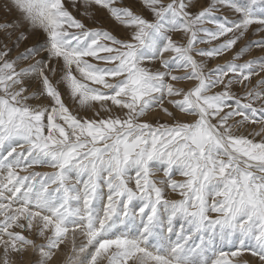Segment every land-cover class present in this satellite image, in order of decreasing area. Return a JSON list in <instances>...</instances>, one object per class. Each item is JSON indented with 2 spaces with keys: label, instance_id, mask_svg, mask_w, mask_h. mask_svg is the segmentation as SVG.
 I'll use <instances>...</instances> for the list:
<instances>
[{
  "label": "rangeland",
  "instance_id": "rangeland-1",
  "mask_svg": "<svg viewBox=\"0 0 264 264\" xmlns=\"http://www.w3.org/2000/svg\"><path fill=\"white\" fill-rule=\"evenodd\" d=\"M175 259L264 264V0H0V264Z\"/></svg>",
  "mask_w": 264,
  "mask_h": 264
},
{
  "label": "bare ground",
  "instance_id": "bare-ground-1",
  "mask_svg": "<svg viewBox=\"0 0 264 264\" xmlns=\"http://www.w3.org/2000/svg\"><path fill=\"white\" fill-rule=\"evenodd\" d=\"M119 217H120V216H119ZM167 218H168V217H167ZM167 218H166V219H167ZM161 219H162V218H161ZM164 219H165V218H164ZM168 219H169V218H168ZM162 221H164V220L162 219ZM162 221H160V223H162ZM141 222H143V221H141ZM166 222H167V221H166ZM168 222H170V221L168 220ZM168 222H167V223H168ZM126 223H127V222H126ZM139 223H140V221H139ZM156 223H157V222H156ZM170 223H171V222H170ZM158 224H159V223H158ZM158 224H157L156 226H159ZM171 224H172V223H171ZM119 225H120V224H119ZM140 225H141V224H140ZM166 225H167V224H166ZM145 226H146V224H145ZM138 227H140V226H138ZM138 227H137V228H138ZM142 227H144V225H143V226L141 225V228H142ZM167 227H169V226H167ZM153 228H154V227H153ZM180 228H181V227H180ZM180 228H179V229H180ZM154 229H157V228H154ZM182 229H183V228H182ZM182 229H181V230H182ZM138 230H141V229H138ZM145 230H146V228H145L143 231H142V230H141V231L144 232ZM126 231H127V230H126ZM84 232H85V231H84ZM84 232H83V233H84ZM148 232H150V230H148ZM148 232L146 233V235L148 234ZM87 233H88V232H87ZM123 233H124V232H123ZM126 233H127V232H126ZM135 233H136V232H134V234H135ZM144 233H145V232H144ZM182 233H183V232H181V234H182ZM128 234H129V231H128ZM130 234H131V232H130ZM134 234H132V235H134ZM139 234H140V231H139ZM139 234H137V235H139ZM153 234H154V232H153ZM156 234H157V233H156ZM82 235H83V234H82ZM121 235H122V233H121ZM126 235H127V234H126ZM132 235H131V236H132ZM141 235H142V237H144V236H143V233H141ZM141 235H140V236H141ZM148 235H150V234H148ZM159 235H160V234H159ZM174 235H175V234H174ZM178 235H180V234H178ZM178 235L176 234L177 237H179ZM124 236H125V233L123 234V237H124ZM127 236H128V235H127ZM134 236H135V235H134ZM154 236H155V235H154ZM156 236H157V235H156ZM161 236H162V234H161ZM161 236H160V237H161ZM81 237H82V236H81ZM106 237H107V236H106ZM132 237H133V236H132ZM132 237H131V238H132ZM82 238H83V237H82ZM115 238H117V237H115ZM133 238H134V237H133ZM135 238L138 239V237H136V236H135ZM146 238H147V237H146ZM149 238H150V237H148V239H149ZM162 238H164V237H161V239H162ZM79 239H81V238H80V234H79ZM111 239H113V238L111 237ZM127 239H128L127 241H129L130 238L128 237ZM140 239H141V238H140ZM143 239H144V238H143ZM151 239H152V238H151ZM175 239H176V238H175ZM183 239H184V238H183ZM187 239H188V238L186 237V240H187ZM82 240H83V239H82ZM119 240H121V238H119ZM144 240H145V239H144ZM152 240H153V239H152ZM190 240H191V239H190ZM104 241H105V240H104ZM113 241H115V240H113ZM122 241H123V240H122ZM130 241H131V240H130ZM132 241H133V240H132ZM132 241H131V242H132ZM136 241L138 242V243H136V244L139 246V245H140V241H139V240H136ZM136 241H135V242H136ZM194 241H195V240H194ZM116 242H119V241L116 240ZM120 242H121V241H120ZM125 242H126V241H125ZM133 242H134V241H133ZM141 242H143L142 239H141ZM163 242H164V241H163ZM178 242H180V240H179ZM200 242H201V240H200L199 242L197 241V243H199V244H200ZM143 243H144V242H143ZM143 243H142V244H143ZM146 243H148V241H147ZM161 243H162V241L159 239V237H157V239L154 240L153 244L150 243L151 246L147 247V246L149 245V244H147V246H146V247H147V251H149V249H150L149 253H151V252H152V253H155V252L157 251V250L155 249V247H156V246H158V248L162 247L161 245H162L163 243H162V244H161ZM166 243H167V242H166ZM170 243H171V242H170ZM175 243H177V242H175ZM189 243H190V242H189ZM205 243H206V242H205ZM207 243H208V242H207ZM134 244H135V243H134ZM144 244H145V243H144ZM171 244H172V243H171ZM178 244L181 245L182 243H178ZM183 244H184V243H183ZM193 244H194V243H193ZM203 244H204V243H203ZM208 244H209V243H208ZM82 245H83V244H82ZM137 245H135V246H137ZM145 245H146V244H145ZM204 245H205V244H204ZM206 245H207V244H206ZM80 246H81V245H80ZM96 246H97V245H96ZM135 246H134V247H135ZM142 246H144V245H142ZM159 246H160V247H159ZM173 246L176 247L177 245H173ZM184 246H185V244H184ZM202 246H203V245H202ZM207 246H208V245H207ZM83 247H84V245H83ZM139 247H140V246H139ZM144 247H145V246H144ZM144 247H143V249H144ZM163 247H165V246H163ZM167 247H168V246H166V248H167ZM175 247H173V248H175ZM205 247H206V246H205ZM210 247H211V246H210ZM148 248H149V249H148ZM156 248H157V247H156ZM158 248H157V249H158ZM170 248H171V247H170ZM180 248H182V246H181ZM195 248H196V247H195ZM203 248H204V246H203ZM211 248H212V247H211ZM94 249H95V248H94ZM137 249H138V248H137ZM137 249H136V250H137ZM175 249H177V248H175ZM178 249H179V248H178ZM178 249H177V250H178ZM193 249H194V248H193ZM204 249H205V248H204ZM206 249H207V248H206ZM139 250H140V249H139ZM164 250H165V249H164ZM196 250H197V249H196ZM211 250H213V248H212ZM239 250H240V249H239ZM90 251H91V250H90ZM162 251H163V249H162ZM170 251H172V249H171ZM190 251H192V250H190ZM190 251H188L187 249H186V251H185V249H184V253H185V252H186V253H187V252L190 253ZM198 251H199V250H198ZM200 251H201V250H200ZM29 252H30V251H29ZM167 252H168V250H167ZM178 252H179V251H178ZM180 252H181V251H180ZM180 252H179V253H180ZM193 252H194V254H195V256L193 255V258H194V257H197L198 254H200V252H199V253H196L195 250H194V251L191 252V255H192ZM87 253H88V252H87ZM87 253H86V254H87ZM145 253H146V252H145ZM163 253H164V252H163ZM163 253H162V254H163ZM169 253H170V252H169ZM171 253H172V252H171ZM179 253H178V254H179ZM184 253H183V255H184ZM55 254H56V253H55ZM88 254H89V253H88ZM139 254H140V253H139ZM139 254H138V256H139ZM157 254H158V253H157ZM157 254H156V256H157ZM174 254L177 255V253H174ZM174 254H173V257H174ZM181 254H182V253H181ZM181 254H179V255H181ZM196 254H197V255H196ZM208 254H209V253H208ZM211 254H212V252H211ZM215 254H217V253H215ZM56 255H57V254H56ZM105 255H106V254H105ZM141 255H142V253H141ZM144 255H145V254H143V256H144ZM146 255H150V254H147V253H146ZM158 255H159V254H158ZM169 255H170V254H169ZM187 255H188V254H186L185 256L187 257ZM191 255H189V256H191ZM200 255H201V254H200ZM200 255H199V256H200ZM58 256H59V255H58ZM63 256H64V255H63ZM85 256H86V255H85ZM89 256H90V255H89ZM89 256H88V257H89ZM151 256H152V255H151ZM160 256H161V254H160ZM213 256H214V255H213ZM59 257H60V256H59ZM59 257H58V259H59ZM106 257H107V256H106ZM157 257H158V256H157ZM163 257H166V256H163ZM167 257H168V256H167ZM177 257H178V256H177ZM179 257H180V256H179ZM182 257H183V256H182ZM182 257H181V258H182ZM214 257H215V256H214ZM25 258H26V257H25ZM60 258H61V257H60ZM63 258H64V257H63ZM138 258H139V257H138ZM138 258H137V260H138ZM144 258H145V256H144ZM160 258L162 259V257H160ZM171 258H172V257H170V259H171ZM188 258H189V257H188ZM28 259H29V258H28ZM142 259H143V257H142ZM145 259H146V258H145ZM164 259H165V258H164ZM172 259H173V258H172ZM178 259H180V258H178ZM182 259H183V258H182ZM184 259H187V258H184ZM191 259H192V256H191ZM216 259H217V258H216ZM62 260H63V259H62ZM151 260H152V259H151ZM167 260H168V258H167ZM173 260H174V259H173ZM176 260H177V259H175V261H174V262H171V263L177 264V263H176ZM202 260H203V259H202ZM138 261H139V260H138ZM143 261H144V260H143ZM149 261H150V260H149ZM149 261H148V262H149ZM153 261H154V260H153ZM165 261H166V260H165ZM189 261H190V260H189ZM204 261H206V260H203V262H204ZM26 262H27V261H26ZM134 262H135V261H134ZM140 262H141V261H140ZM185 262H186V260H185ZM193 262H195V261H193ZM193 262L190 261L189 263H193ZM196 262H197V260H196ZM198 262H199V260H198ZM201 262H202V261H201ZM212 262H215V261L212 260ZM160 263H161V262H160ZM179 263L181 264V262H179ZM179 263H178V264H179ZM186 263H188V262H186ZM140 264H141V263H140ZM157 264H158V263H157ZM193 264H195V263H193Z\"/></svg>",
  "mask_w": 264,
  "mask_h": 264
}]
</instances>
